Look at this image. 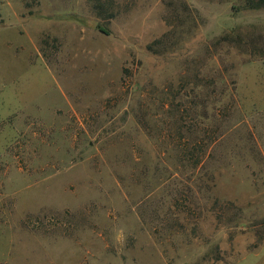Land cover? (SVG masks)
<instances>
[{"label":"rangeland","instance_id":"obj_1","mask_svg":"<svg viewBox=\"0 0 264 264\" xmlns=\"http://www.w3.org/2000/svg\"><path fill=\"white\" fill-rule=\"evenodd\" d=\"M0 264H264V8L0 0Z\"/></svg>","mask_w":264,"mask_h":264},{"label":"trees","instance_id":"obj_2","mask_svg":"<svg viewBox=\"0 0 264 264\" xmlns=\"http://www.w3.org/2000/svg\"><path fill=\"white\" fill-rule=\"evenodd\" d=\"M243 4L246 8H249V9H261V8H264V0H243ZM95 9H101L97 4L94 5ZM101 31L103 32H106L105 30H103L102 28H100ZM225 40V41H232L230 38H228V36H225L224 38H222V40ZM167 40H163V39H160V40H157L156 42H154L153 44H151L148 49L152 52H157V50H154L153 47H161V46H166L167 44ZM159 51V50H158ZM161 52H163V50H160Z\"/></svg>","mask_w":264,"mask_h":264}]
</instances>
